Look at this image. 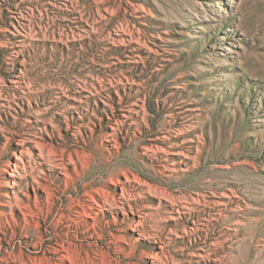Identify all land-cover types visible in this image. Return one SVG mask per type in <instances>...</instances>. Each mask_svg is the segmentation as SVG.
<instances>
[{
	"label": "rangeland",
	"instance_id": "1",
	"mask_svg": "<svg viewBox=\"0 0 264 264\" xmlns=\"http://www.w3.org/2000/svg\"><path fill=\"white\" fill-rule=\"evenodd\" d=\"M0 264H264V0H0Z\"/></svg>",
	"mask_w": 264,
	"mask_h": 264
},
{
	"label": "bare ground",
	"instance_id": "2",
	"mask_svg": "<svg viewBox=\"0 0 264 264\" xmlns=\"http://www.w3.org/2000/svg\"><path fill=\"white\" fill-rule=\"evenodd\" d=\"M46 255V254H45ZM45 255H44V257H45ZM43 257V256H42ZM64 259V258H63ZM50 260V259H49Z\"/></svg>",
	"mask_w": 264,
	"mask_h": 264
}]
</instances>
